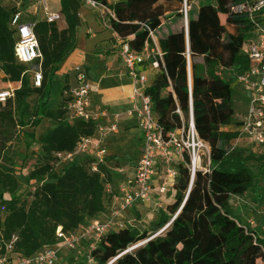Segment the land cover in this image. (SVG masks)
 I'll return each instance as SVG.
<instances>
[{
  "label": "trees",
  "instance_id": "trees-1",
  "mask_svg": "<svg viewBox=\"0 0 264 264\" xmlns=\"http://www.w3.org/2000/svg\"><path fill=\"white\" fill-rule=\"evenodd\" d=\"M97 1L113 10L111 28L121 39L119 45L129 43L140 51L147 42H153L147 27L161 34L164 68L151 78L146 93L166 130L182 124L178 108L189 119V47L194 122L199 136L210 145L211 171H197L190 188L191 174L187 167L179 166L174 199L158 209L149 228L142 230L121 218L122 228L106 232L98 241H85V250L74 251L71 264H264V221L249 225L231 203L258 180L250 161L263 162L260 170L264 175V154L255 155L236 144L239 132L228 127L236 123L234 96L240 89L230 73L221 75L219 70L224 66L243 72L250 66L242 47L251 21L232 9L244 0H200L197 14L189 17L188 43L185 27L163 33L167 12L178 14L181 10L174 6L176 1ZM179 1L182 7L183 0ZM61 2L67 28L60 30L56 22H37L44 54L41 87L34 85L29 66L14 54L16 31L10 21L17 9L0 3V72L7 82L20 84L13 97L0 101V146L13 140L12 129L17 125L33 126L25 131L30 143L43 119L55 125L39 139L41 163L26 177L28 182L37 183L29 202L18 193L21 182L14 167L0 165V255L8 252L13 235L18 238L12 252L22 256L61 246L59 230L70 233L94 220L107 222L115 204L110 198L109 182L113 178L105 162L98 164L97 171L91 169V156L58 166L57 152L72 151L81 137L94 134L96 129L93 122L70 118L65 105L50 107L49 83L74 46L82 4L80 0ZM230 25L235 26L233 33L227 29ZM32 94L38 95L33 111L29 101ZM27 116L31 119L25 120ZM115 192L119 194L118 187ZM78 252L82 257L76 255ZM65 260L62 251L60 262Z\"/></svg>",
  "mask_w": 264,
  "mask_h": 264
},
{
  "label": "built area",
  "instance_id": "built-area-1",
  "mask_svg": "<svg viewBox=\"0 0 264 264\" xmlns=\"http://www.w3.org/2000/svg\"><path fill=\"white\" fill-rule=\"evenodd\" d=\"M85 1L98 9L102 15L108 12L111 17H115L113 10L106 4L97 0ZM36 4L37 10L44 11L47 22H57L62 18L60 13L49 12L48 0H36ZM232 9L236 13L247 15L252 25L249 36L242 47V53L250 61L249 68L243 72H237L234 68L219 67L221 75L230 73L235 79V86L249 94L246 110L236 114L239 121L237 128L239 135L236 144L240 141H247L254 146L264 145V23L262 19L264 0H244L234 5ZM191 11V0H183L180 12L186 34ZM10 25L16 31L15 57L19 62L29 66L28 71L33 74L34 85L41 87L45 78L44 54L37 35V21L22 19V13L17 10L11 17ZM147 29L153 42H147L140 51L133 50L129 43H122L118 47V53L134 84L130 97L132 107L128 113L131 116H137L143 140L141 155L137 160L133 178L126 181L125 185L119 189L124 194L122 200H120V194L114 197L115 204L107 222L94 220L86 228L70 233L59 230L57 238L61 246L43 249L32 256L17 254L14 261L1 257L0 264H57L64 248L71 251L85 250V241H98L106 232L122 228L124 223L121 217L127 210L136 205L151 203L155 193L160 196L169 191L174 193L179 166L188 168L191 181L197 171L210 172V169L203 165V158L207 157L211 164V148L209 143L199 136L194 122L189 47L186 52L189 119L186 120L181 109L178 108L177 112L181 115L182 124L172 130H166L154 113L150 95L146 93V87L150 82L149 72L160 71L164 68V53L156 42L157 34L150 27ZM73 71L75 72V86L67 95L65 108L70 118L93 122L96 129L94 134L81 137L72 151L57 152L56 157L58 163L63 164L73 159L91 156L94 161L91 169L97 171L98 164L103 163L108 155L105 143L119 130L121 118L119 114H111L106 109L94 111L92 109L93 84L84 65L81 63L75 65ZM13 92L14 89L1 91L0 101L5 102L13 97ZM156 170L161 171L162 178L154 187L153 180ZM254 224L255 222L251 221V225ZM17 238L13 235L7 245L8 252H12ZM87 262H92L90 256L87 257Z\"/></svg>",
  "mask_w": 264,
  "mask_h": 264
},
{
  "label": "rangeland",
  "instance_id": "rangeland-1",
  "mask_svg": "<svg viewBox=\"0 0 264 264\" xmlns=\"http://www.w3.org/2000/svg\"><path fill=\"white\" fill-rule=\"evenodd\" d=\"M9 0H1L3 3H8ZM20 1V0H18ZM80 8L78 9L79 15V22H77L75 33L80 32L82 38V48L90 54L92 52V48L94 45V40L91 36L96 35L100 38V36H111L109 30L113 33L111 26V16L108 12L102 15V13L98 10L93 8L91 5L86 3L85 0H80ZM49 5L53 6L54 3L52 0H48ZM192 8L196 6V2L191 0ZM17 7V6H16ZM111 28V29H110ZM86 30H90L91 35H86ZM76 36V35H75ZM117 44V39L112 38L110 40L109 46L110 51L115 50L116 48L112 49V46ZM91 55H89L90 57ZM201 61V60H199ZM5 74L3 71L0 72V92L6 91L11 89H15L18 87V84H14L11 82H7L5 80ZM11 83V86L9 85ZM64 86L63 77L59 75H55L52 81L49 83L48 93H49V100L50 107L56 106H64L67 99L61 98L60 96L63 95L61 90ZM29 101L31 103L32 111L35 110L37 103H38V95L32 94L29 97ZM242 97L235 93L234 96V104H235V111L236 114L238 112H243L242 106ZM31 119V117H25V120ZM236 123L234 122L228 129H237L238 119L235 116ZM51 123L53 128L55 125L52 121H48L46 118L42 120L41 124L36 128V135L35 140L30 143V139L28 138V134L25 133L28 129H32L33 126H21L17 125L15 128L12 129L13 132V140L9 142L6 146L1 148L0 146V165H7L10 167H14L15 174L19 177L20 186L18 193L21 195L22 200L29 202L31 200L30 192L34 190L36 187L35 180L28 182L26 177L41 163V149H40V142L39 139L42 136V133L46 128H48L49 124ZM227 129V128H226ZM137 129L134 127L123 128L120 127L117 133L113 135V148L115 149V153L110 158L105 159V165L108 169H110L112 178L109 182L111 194L110 198H114L117 194L115 192L116 188L118 187V182L124 183L126 178L131 176V173L128 172L132 166L136 158L139 156V146H140V137L137 133ZM238 146L243 147L254 153L255 155H263L264 154V145L254 146L250 142L247 141H240L237 143ZM117 159V160H116ZM208 158H203V165L210 169L211 171V164L208 162ZM261 161H250L249 165L251 166L252 170L255 174L258 175V180L256 184L246 192V194L242 197H233L232 198V206L237 209L240 213L241 217L244 221H246L249 225H251V221L254 220L255 224L257 225L261 220L264 221V175L260 170L262 166ZM61 163L58 164L60 167ZM109 195V194H108ZM157 195H154V198ZM160 197V195H159ZM174 197L164 198L161 200V203L155 205L154 202L148 204H140L128 210V212L124 213L123 220L128 221V225H135L140 229L144 230L150 227V224L156 220V216L158 213V209L160 207H165L166 203L172 202ZM5 214H3L2 218L4 219ZM260 228V227H259ZM260 231V229H258ZM17 252H7L5 254L0 255L1 257H5L6 260H16ZM76 255L80 258L81 253L78 252ZM63 256L66 259L65 261H59L58 264H71L73 260V256H75L74 251H71L67 248L63 250Z\"/></svg>",
  "mask_w": 264,
  "mask_h": 264
},
{
  "label": "crops",
  "instance_id": "crops-1",
  "mask_svg": "<svg viewBox=\"0 0 264 264\" xmlns=\"http://www.w3.org/2000/svg\"><path fill=\"white\" fill-rule=\"evenodd\" d=\"M54 5L51 6L48 3V10L51 13H60L62 15V18L56 22L58 28L60 30H63L68 27L67 19L65 14L62 12V2L61 0H52ZM170 0H160V2H165ZM176 1L174 6L180 7L181 4L179 0H171ZM110 3H114L116 1L109 0ZM196 2V6L192 8L191 15H196L199 7L200 0H194ZM0 3L8 8H16L18 11L22 13V19L25 20H36L42 21L46 20V15L42 9L37 10V4L36 0H9L8 3H3L0 0ZM83 4V3H82ZM17 6V7H16ZM167 19L164 21V28L163 33H165L168 30H177L182 27H184L182 14L179 12L178 14L174 12H167L166 14ZM263 23H264V14H263ZM111 27V26H110ZM111 29V28H110ZM229 32L235 31V26L230 25L227 27ZM111 36H100V38L96 35L91 36V38L94 40V45L92 48V52L88 54L83 48H82V36L80 32L76 33L75 36V42L74 46L69 52L68 56L64 60V62L60 65L58 71L56 72V75H59L63 77L64 80V86L61 90V98H67V95L69 94L70 90L75 86V72L73 71V68L75 65L81 63L84 65V69L91 80L93 84L92 88V109L94 111H100L103 109H106L111 114H119L120 115V127L123 128H129L134 127L137 129V133L140 137V146H139V156L141 155L142 150V134L138 127V118L136 115H129L128 111L131 109V94L133 91V80L129 75L128 69L125 66L123 60L121 59L119 53H118V47L119 41L118 37L115 36V33L111 32ZM91 35L90 30H86V35ZM161 34H158L156 37V42L159 45V36ZM188 33L186 34L187 37ZM48 35H46L47 37ZM117 39V44L112 46L113 48H116L113 51H110V53L107 51L110 49L109 42L112 41V38ZM160 46V45H159ZM89 55H91L89 57ZM158 71H151L149 72L150 80L151 78L157 73ZM18 84L19 83H14ZM11 86V83H9ZM242 97V106L243 109L246 110L249 94L245 92L243 89H240V92L238 93ZM53 104V103H51ZM244 110V111H245ZM243 111V112H244ZM238 112V113H243ZM50 121L49 119H47ZM51 123L49 124L48 128L44 130L42 133L41 138L47 133V131L50 128ZM37 131V129H36ZM113 135L106 141V146L108 148V155L107 159L114 155L115 149L113 148L114 142H113ZM117 160V159H116ZM137 160L135 164L132 166V168L128 171L131 173V176L127 177L124 183L119 184L118 186V193L120 194V200H122L124 194L119 191V189L125 185L126 181L131 180L134 175V169L136 166ZM162 178V173L159 170L155 171V177L153 180L154 187L157 186L159 181ZM152 202H154L155 205H158L161 203V200L163 201L164 198H170L173 196V192L169 191L168 193L161 195L159 197L158 194ZM137 206V205H136ZM128 212V210L126 211ZM124 212V213H126ZM123 213V216H124ZM123 216L121 218H123ZM254 221V220H252ZM255 222V221H254Z\"/></svg>",
  "mask_w": 264,
  "mask_h": 264
},
{
  "label": "water",
  "instance_id": "water-1",
  "mask_svg": "<svg viewBox=\"0 0 264 264\" xmlns=\"http://www.w3.org/2000/svg\"><path fill=\"white\" fill-rule=\"evenodd\" d=\"M193 181H194V179L191 181L190 188H191V186H192V184H193ZM190 188H189V190H190ZM163 230H164V229H163ZM133 248H134V247H131L130 250L133 249Z\"/></svg>",
  "mask_w": 264,
  "mask_h": 264
}]
</instances>
